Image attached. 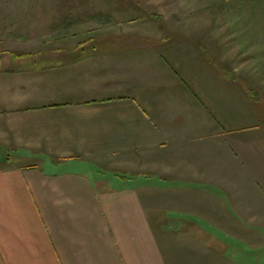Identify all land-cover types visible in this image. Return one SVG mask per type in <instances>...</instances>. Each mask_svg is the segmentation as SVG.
I'll return each instance as SVG.
<instances>
[{"label":"crops","instance_id":"0c3cea01","mask_svg":"<svg viewBox=\"0 0 264 264\" xmlns=\"http://www.w3.org/2000/svg\"><path fill=\"white\" fill-rule=\"evenodd\" d=\"M199 1L0 33V264H264V0Z\"/></svg>","mask_w":264,"mask_h":264},{"label":"rangeland","instance_id":"374dc122","mask_svg":"<svg viewBox=\"0 0 264 264\" xmlns=\"http://www.w3.org/2000/svg\"><path fill=\"white\" fill-rule=\"evenodd\" d=\"M207 1L210 2V0ZM191 2H193V4L189 3L188 0H0L1 6L31 5V11L24 13L18 12L20 17L15 19L17 23L15 22L13 27L0 28V33L2 35L5 34L6 31L10 30L22 32L32 31L33 35L36 36L39 33H43L45 29L48 31L51 30L52 28L50 29V26L53 24V21L58 19L61 15H65V12L62 10L70 8L75 9L77 14L82 15L84 13L82 12L83 9L111 7L113 9L111 12L112 16H119L121 19L127 21L125 27L129 32L139 31L151 33V29H153L151 28L152 25H148L149 21L152 20L150 17L151 13L161 15V21H169L173 24H177V29H184L192 22L196 24L209 23L208 20L210 19V16L206 20H200L198 14L199 12L194 13L189 10H185V6L192 10L199 8V0H191ZM22 14H24L26 18L27 15H30L33 22L25 19ZM140 15L142 16V19H140L141 21L139 22L138 18ZM79 20L82 21L83 18H80ZM141 25L143 27H141ZM46 26H49V28H45ZM139 26L141 29H139ZM248 30L249 29L245 28L243 32L246 34ZM251 30L252 32L249 31V34L252 35V39L254 40L253 46L259 50L258 62H260L261 65H264V43L260 39H255L256 33L253 32L254 29ZM12 45L23 46L22 44H18L14 41ZM225 55H227L226 52ZM229 63H234L236 68L242 71L245 76L244 78H249L247 70L250 62L247 60H238L236 63L235 60H229ZM227 78L226 80L231 82V84H238L247 88V82L243 81L240 77L229 76Z\"/></svg>","mask_w":264,"mask_h":264},{"label":"trees","instance_id":"16d2710c","mask_svg":"<svg viewBox=\"0 0 264 264\" xmlns=\"http://www.w3.org/2000/svg\"><path fill=\"white\" fill-rule=\"evenodd\" d=\"M152 16V15H151Z\"/></svg>","mask_w":264,"mask_h":264}]
</instances>
